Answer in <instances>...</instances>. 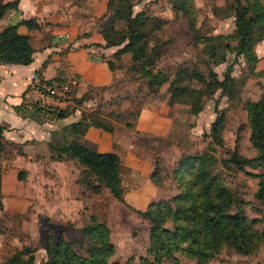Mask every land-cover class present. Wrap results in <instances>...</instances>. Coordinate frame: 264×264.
I'll use <instances>...</instances> for the list:
<instances>
[{"label":"trees","instance_id":"16d2710c","mask_svg":"<svg viewBox=\"0 0 264 264\" xmlns=\"http://www.w3.org/2000/svg\"><path fill=\"white\" fill-rule=\"evenodd\" d=\"M233 1L235 29L234 32L225 34L198 33L189 15L191 0H173V4L187 17L194 39L213 44L210 49V57L213 60L217 62V45L226 42L224 47L234 53V60L243 56L250 69L254 70L258 61L255 45L264 38V0ZM17 5L18 0L0 1V18L7 9L16 8ZM99 19H105L100 24L105 42L103 45L100 43L95 45L117 47L112 53L113 58L106 60L109 67L114 69L123 66L120 59L127 53L130 57L128 70L132 68L130 70L137 71L141 77L146 78V84L151 91L167 83L170 91L169 104L188 103L190 112L197 114L203 109L205 94L212 95L217 89L229 98L239 94L236 78L232 74L233 62L227 64L222 78L213 68H209L207 73H204L197 67L188 66L180 67L170 77L163 68L157 66L156 63L162 55V44L159 42L152 44L150 41L152 29H160L163 20L152 18L144 10L134 12L131 0H108L106 10ZM19 24L29 28L40 26L32 17L4 25L0 29L1 63L28 64L33 59L35 49L30 36L18 31ZM230 39L236 40L234 46L227 43ZM117 61L119 62L116 63ZM193 78L202 87L196 88L186 82ZM23 106L24 103L20 104L17 110L20 111ZM214 111L216 115L207 132L210 137L209 149L193 154H182L172 170L177 191L167 198L149 202L143 210L137 209L149 223L147 253L151 258L144 256L143 264H162L165 260L179 264L177 254L194 259L195 264H205L220 252L224 245L242 254H253L264 242V219L247 216L242 205L243 199H239V204L233 208L238 197L237 193H233L222 176L212 170L218 161V156L214 152L215 147L212 145L223 147V129L226 121L224 110H218L216 105ZM69 112V110H61L50 114L61 118ZM246 117L250 128L249 140L256 151L255 155L246 156L234 147L221 161L226 166L234 165L239 169H244L246 166L261 168L260 172L251 174L258 177L255 196L263 200L264 93L257 99L246 102ZM94 124L107 130L113 129L111 124L100 119H95ZM87 125L83 119H79L68 124V130L75 136L82 134ZM3 129L4 126L0 125V157L4 148L1 141ZM50 148L56 153L55 158L63 159L69 156L84 166L78 181L88 182L89 175L95 176L97 183L90 185L91 191L100 193L102 187H106L116 199L126 203L121 179V162L116 152H100L74 138L60 144L50 142ZM23 177V170H20L18 179ZM150 178L156 185L163 184L158 168H154ZM1 195L0 168V198ZM88 220L80 227L81 237L86 239L84 254L78 252L73 242L63 234H59L55 240L51 235L45 244L44 262H37L33 252L23 247L15 251L6 264H110L116 247L111 240L109 226L97 219L94 214H90ZM260 222L262 227L257 228L256 224Z\"/></svg>","mask_w":264,"mask_h":264},{"label":"rangeland","instance_id":"374dc122","mask_svg":"<svg viewBox=\"0 0 264 264\" xmlns=\"http://www.w3.org/2000/svg\"><path fill=\"white\" fill-rule=\"evenodd\" d=\"M131 1L134 12L144 10L152 18L163 20L160 29H152L150 43L159 42L162 44V55L156 64L163 68L170 77L180 67L188 66L189 68L197 67L204 73H207L209 68H213L222 78L227 64L233 62L232 74L236 78V87L239 90V94L234 98L221 94L220 89H217L212 95L205 94L203 109L197 114L190 112L188 103L173 104L170 109L176 130L173 131V138H168L171 143L158 142L156 137L155 141L144 142V145L155 151L153 163L156 164V167L154 168H158L159 175L163 178L162 185L172 189L175 193L177 187L172 170L179 157L182 154H193L209 149L210 137L207 132H209L210 123L216 115L214 108L217 105L218 110L225 111L226 121L223 129V147L211 144L215 147L214 152L218 156V161L212 170L222 176L233 193H237L238 197L233 208L239 204V199H243L242 205L247 216L264 219V199L260 200L255 196L258 177L251 174L260 172L262 169L248 166L239 169L234 165L226 166L221 161L234 147H237L239 152L246 156H253L256 153L249 140L250 128L246 117V102L257 99L264 93V38L255 45L258 61L254 70L250 69L243 56H239L235 61L234 53L224 47L226 42L217 43L216 62L210 57V49L213 44L194 39L187 17L174 7L173 0ZM242 1L245 2V0ZM234 12L233 0H191L189 8V15L200 34L234 32ZM105 19H96L95 21L96 23L100 21L101 24ZM12 21L14 20H7V22ZM227 43L234 46L236 40L230 39ZM129 64L130 57L116 71L117 75L112 87L104 92H97L95 94L97 96L96 105L89 106H96L97 112L104 114L112 111L110 118L115 119L116 116H121L118 109L124 108V105L134 109L147 103L166 100L170 94L167 83L155 91H151L146 84V78L141 77L137 71L130 70L132 68L128 70ZM186 82L196 88L202 87L194 78ZM90 95L92 96V93ZM79 105L77 98L74 97L73 105L66 110L71 111ZM81 105L85 106L87 110L86 105L83 103ZM25 109L39 111L36 115L38 120L41 115L45 117L46 114L44 108L27 107V105L21 108L24 112ZM129 114L131 116V113ZM56 117L55 115L47 116L51 120ZM104 120L109 124L112 123L111 120ZM145 138L149 140V137ZM57 142L58 140H56ZM156 150H159L160 154L156 153ZM8 154L9 151L6 148L4 155L8 157ZM161 154L165 159L160 156ZM87 179L88 182L80 181L82 189L77 193L81 200L80 205L68 204L66 207H59L58 211L54 205L52 208L44 207L39 199L34 197L40 190H34L25 178L17 184L21 202L15 200L14 204L8 205L6 195L2 193L0 198V264H6L8 258L23 247L33 252L37 262H44L46 260V241L51 235L55 240L59 234H63L65 238L71 240L76 250L84 254L86 239L81 237L80 227L89 221L90 214H94L97 219L104 221L109 226L110 237L116 247L110 264H124L128 261L130 264H143L144 256L151 258L147 253L149 223L137 211V209L143 210L146 207L138 208L132 205L125 196L126 203H124L116 199L106 187H102L100 193H95L90 190V185L97 183L95 176L89 175ZM30 191L32 192L30 193ZM53 192L55 191L53 190ZM174 193L167 191L163 194L167 198ZM59 211L64 212L63 217ZM256 227L261 228V222L257 223ZM177 255L179 264H195L194 259ZM162 264H172V262L165 260ZM205 264H264V242L253 254H242L224 245L220 252Z\"/></svg>","mask_w":264,"mask_h":264},{"label":"crops","instance_id":"0c3cea01","mask_svg":"<svg viewBox=\"0 0 264 264\" xmlns=\"http://www.w3.org/2000/svg\"><path fill=\"white\" fill-rule=\"evenodd\" d=\"M107 1L18 0L17 7L7 9L0 18V29L7 23L30 17L40 25L37 28L18 25L19 32L29 34L35 49L31 62H0V125L4 126L1 139L4 148L0 157L1 193L6 195L8 205L14 204L15 200L21 202L17 188L22 180L18 179L20 170H23L27 183L34 190H40L34 197L44 207L52 208L54 205L58 211L59 207L68 204L80 205L77 193L82 185L78 178L84 166L69 156L55 158L56 153L50 148V142L60 144L73 138L97 151H113L119 155L124 196L132 205L143 208L153 200L165 198L164 192L174 193L172 189L156 185L151 180L150 174L156 167L153 163L155 151L144 145V142L155 141V137L158 142L171 143L168 138H173L176 128L169 96L166 100L134 109L124 105V108L118 109L122 117L116 116L115 119L110 118L112 111L104 114L97 112L96 106H89L96 105L97 92L112 87L116 71L120 69H111L106 61L113 58L116 46L95 45L105 42L100 21L96 23L95 20L105 12ZM128 59L125 53L120 61L124 64ZM70 73L80 79L72 94L80 105L69 114L51 120L47 116L52 114L46 112L45 117L40 114L38 120L36 115L39 111L17 110L23 103V90L33 78L50 79ZM82 103L88 107L87 110ZM79 119L88 125L82 134L73 136L68 124ZM95 119L111 120L113 129L95 125ZM6 148L8 157L4 155ZM156 151L160 154L159 150ZM59 213L64 216L63 211Z\"/></svg>","mask_w":264,"mask_h":264},{"label":"built area","instance_id":"2783aa9c","mask_svg":"<svg viewBox=\"0 0 264 264\" xmlns=\"http://www.w3.org/2000/svg\"><path fill=\"white\" fill-rule=\"evenodd\" d=\"M79 78L70 73L50 79L33 78L22 93L23 103L30 107H40L46 112L66 110L73 105V90Z\"/></svg>","mask_w":264,"mask_h":264}]
</instances>
